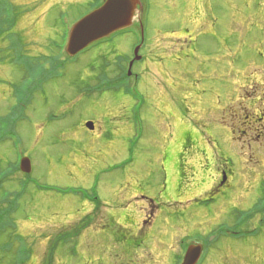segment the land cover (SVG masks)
<instances>
[{"label":"rangeland","instance_id":"rangeland-1","mask_svg":"<svg viewBox=\"0 0 264 264\" xmlns=\"http://www.w3.org/2000/svg\"><path fill=\"white\" fill-rule=\"evenodd\" d=\"M10 1L27 11L17 31L32 60L65 68L0 137V202L21 194L0 264H176L184 244L213 235L204 264H264V0L149 1L139 101L96 84L114 53L132 55L134 33L58 59L61 14L75 24L100 0ZM8 44L0 78L17 84ZM4 80L0 118L17 107Z\"/></svg>","mask_w":264,"mask_h":264},{"label":"trees","instance_id":"trees-1","mask_svg":"<svg viewBox=\"0 0 264 264\" xmlns=\"http://www.w3.org/2000/svg\"><path fill=\"white\" fill-rule=\"evenodd\" d=\"M9 1L10 0H0V38L6 37V39L9 40L8 50L11 52V56H13V58L15 57L12 62L16 64L17 69H19L20 72L16 73L15 71L16 76L18 77L17 84H13L6 79L4 80L3 78H0V83H6L3 82L4 80L7 81L8 84H10L9 89L12 91V96L17 102V107L12 109L11 117L0 118V137H12L11 134H14L15 132V124H13V119L16 114L14 111L20 110L25 105H28L32 101L34 93L38 91L42 87V85L46 83V81L59 76L65 68V63H58L57 61L52 60V68L50 70H47L44 68V65L48 62L43 61L42 63L32 60L27 44H25V42L21 40L22 33H19L17 31V27L20 25V21L27 13V11L21 10L20 7L14 6L13 3ZM93 7L94 5L92 6V8ZM2 10L6 11L5 14L1 13ZM68 16L69 15L67 13H63L59 17L57 28L61 30V42L54 41V44L57 43L55 47L58 53V59H65L67 62L73 63L78 59L80 55L76 58H69L65 53H63V45L66 40L67 30L65 22ZM51 42L52 41H50V43ZM105 58L107 59V57ZM116 58L114 60V66H109L108 64L105 65L108 73L102 74L101 76L96 78L98 89H108V91L117 90L118 92L123 91L126 96L132 95V85L128 81V77L124 75V61L121 58ZM4 60L5 58H2V60H0V65ZM135 100L139 101L141 99H139V97H136ZM180 175L182 177V173H180ZM0 210L2 211V213H0V219H6L8 217V213L5 212L2 207L0 208ZM251 212L252 211H250V213ZM236 227L238 226L236 225ZM4 232L5 230H2V233ZM260 232L261 228L258 230V234H260ZM247 236L254 237L256 236V234H245V237Z\"/></svg>","mask_w":264,"mask_h":264},{"label":"water","instance_id":"water-1","mask_svg":"<svg viewBox=\"0 0 264 264\" xmlns=\"http://www.w3.org/2000/svg\"><path fill=\"white\" fill-rule=\"evenodd\" d=\"M139 4L140 0H107L102 7L84 17L74 26L67 48L68 55L75 57L97 41L131 27L135 21ZM86 126L94 130V124L91 122ZM22 167L24 172L29 173L31 171L30 161L24 160ZM213 240L214 238H211V241ZM202 251L201 245L191 246L183 264H197Z\"/></svg>","mask_w":264,"mask_h":264},{"label":"flooded vegetation","instance_id":"flooded-vegetation-1","mask_svg":"<svg viewBox=\"0 0 264 264\" xmlns=\"http://www.w3.org/2000/svg\"><path fill=\"white\" fill-rule=\"evenodd\" d=\"M189 143H191V146H193L192 144L194 143V145L196 144V142H194V141H187V144H189ZM190 145V144H189ZM228 170V171H227ZM230 174H232V173H230ZM221 175V174H220ZM222 176H223V178H224V182L229 178V168H226V169H224V171L222 172Z\"/></svg>","mask_w":264,"mask_h":264}]
</instances>
